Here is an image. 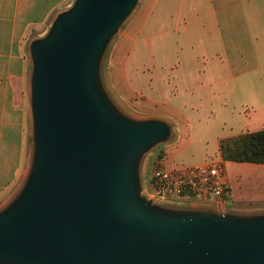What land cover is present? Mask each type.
I'll return each instance as SVG.
<instances>
[{"label":"water","instance_id":"95a60500","mask_svg":"<svg viewBox=\"0 0 264 264\" xmlns=\"http://www.w3.org/2000/svg\"><path fill=\"white\" fill-rule=\"evenodd\" d=\"M139 1L73 0L31 39L30 160L0 207V264H264V209L149 195L174 126L124 112L106 73Z\"/></svg>","mask_w":264,"mask_h":264},{"label":"crops","instance_id":"0c3cea01","mask_svg":"<svg viewBox=\"0 0 264 264\" xmlns=\"http://www.w3.org/2000/svg\"><path fill=\"white\" fill-rule=\"evenodd\" d=\"M72 1L0 0V207L18 190L30 160L19 106L30 67L26 42ZM114 44L112 75L106 73L116 103L135 119L176 122L187 137H201L198 144L214 150L203 164L222 159L221 140L264 129L258 118L264 112V0H146ZM173 126L175 139L158 148L166 169L184 167L176 165L178 155L169 161L178 139ZM232 189L239 205L207 204L264 209L258 198Z\"/></svg>","mask_w":264,"mask_h":264},{"label":"rangeland","instance_id":"374dc122","mask_svg":"<svg viewBox=\"0 0 264 264\" xmlns=\"http://www.w3.org/2000/svg\"><path fill=\"white\" fill-rule=\"evenodd\" d=\"M146 0H140L138 6L130 16V18L124 23L122 26L123 33L125 30H127L131 25L134 24L135 19L138 17L139 13L142 11L143 6L145 5ZM46 29L44 33L47 31ZM121 30V29H120ZM120 32V31H119ZM121 35V34H120ZM38 34L33 35L28 42H26L25 47V55L26 58L29 59L30 52H29V44L32 38L37 37ZM117 46L115 44L112 45V48L110 50L109 56H108V62H107V70H111L113 67L112 64V53L114 54L115 49ZM110 60V61H109ZM112 75V74H111ZM110 75V76H111ZM132 105V104H131ZM20 109L23 108L26 115V121H27V129L29 133V144L31 141V132H32V120L30 117V78H26L23 81V84L20 85ZM133 109H135L133 106H131ZM258 118H264V112L258 113ZM176 126V130L178 132V139L176 140L175 144L170 147V152H172V156H169V161L172 162V158L177 156L176 158V165L178 166H199L204 163V161L208 160L212 155L214 154L213 148H207L204 144H198V140L201 139V137H187L185 128L182 126H179L181 124H176V122L173 124ZM195 133L198 135L200 134V129L196 128L194 130ZM187 140V141H186ZM201 141V140H200ZM178 153V154H177ZM159 154H161L160 150H155L154 154L149 157V160L147 162V168H146V177L147 179L151 173V171L159 166L161 159L159 158ZM170 155V154H169ZM209 156V158H207ZM214 160V159H213ZM212 161V160H210ZM209 161V162H210ZM237 165L245 166L237 167L236 165H228L226 167L228 179L232 185V187L241 195H249L251 197L258 198V201H262L261 203H264V165H255V164H238ZM260 199V200H259ZM257 202V201H256ZM256 202H252L253 205H255ZM230 206H235L239 204H233V202H229ZM249 202H247L245 205H248ZM231 207V208H233ZM183 208V207H182ZM181 209V208H179Z\"/></svg>","mask_w":264,"mask_h":264},{"label":"built area","instance_id":"2783aa9c","mask_svg":"<svg viewBox=\"0 0 264 264\" xmlns=\"http://www.w3.org/2000/svg\"><path fill=\"white\" fill-rule=\"evenodd\" d=\"M148 192L158 201L227 205L233 200V189L223 159L194 167L166 169L157 166L148 177Z\"/></svg>","mask_w":264,"mask_h":264},{"label":"trees","instance_id":"16d2710c","mask_svg":"<svg viewBox=\"0 0 264 264\" xmlns=\"http://www.w3.org/2000/svg\"><path fill=\"white\" fill-rule=\"evenodd\" d=\"M220 152L225 162L264 165V129L221 140Z\"/></svg>","mask_w":264,"mask_h":264}]
</instances>
